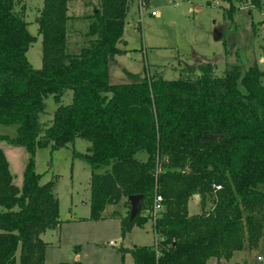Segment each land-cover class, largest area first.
Masks as SVG:
<instances>
[{
  "label": "trees",
  "instance_id": "1",
  "mask_svg": "<svg viewBox=\"0 0 264 264\" xmlns=\"http://www.w3.org/2000/svg\"><path fill=\"white\" fill-rule=\"evenodd\" d=\"M224 1L232 21L236 6ZM68 2L43 1L36 18L43 65L36 69L27 57L36 37L25 19L26 0H0V124L17 125L15 136L0 134V141L30 154L19 187L0 147V264H16L18 252L20 264H80L46 261L49 243L42 234L60 227V199L55 180L41 183L35 167L38 149L55 151L77 138L90 143L75 156L91 166V220L105 219L108 205L127 201L126 215H112L124 238L151 220L155 194L163 197L165 210L151 221L155 244L121 248L122 264L126 253L134 264H207L257 248L264 229V191L258 188L264 182V72L233 65L216 74L208 62L194 77L112 84L109 60L122 52L118 45L135 0H100L84 16L88 27L79 33L87 43L79 53L68 50ZM68 91L73 99L63 104ZM49 95L57 108L42 128ZM137 194L144 212L130 221L128 197ZM195 194L200 211L191 214Z\"/></svg>",
  "mask_w": 264,
  "mask_h": 264
},
{
  "label": "rangeland",
  "instance_id": "2",
  "mask_svg": "<svg viewBox=\"0 0 264 264\" xmlns=\"http://www.w3.org/2000/svg\"><path fill=\"white\" fill-rule=\"evenodd\" d=\"M44 0H26L25 19L29 32L36 40L29 46L27 57L31 64L40 69L43 65V37L39 33L36 18L43 7ZM91 3L92 0H83ZM135 0L125 19L124 42L119 43L121 53L109 60L108 75L112 84L136 82L144 76H156L166 80L194 77L201 72L200 66L212 63L216 74H222L233 65L257 66L264 72V0L260 6L251 0H232L235 4L233 20L225 13L230 4L224 0H150L143 7V16ZM100 0H94V7ZM93 6L78 4L69 9V14L83 15L70 23V42L68 50L79 53L87 42L81 32L88 27L84 16L93 11ZM152 10L160 12L158 17L151 15ZM141 19V20H140ZM224 35V38L221 37ZM264 84V75L261 77ZM72 91L66 92L61 103H71ZM57 103L53 95L46 98V110L39 117L42 128L53 119ZM0 134L15 136L17 125L0 124ZM10 162L14 183L21 187L23 173L30 154L26 147L0 141ZM90 143L77 138L66 147L51 151L50 148L38 149L35 154L36 171L41 174V183L55 180V191L60 199V228L42 234L49 243L47 258L59 262H73L74 255L86 253L83 264H120L121 248L154 245L156 235L151 220L133 229L123 238L121 221L112 215H126L121 200L108 205L105 219H90V177L91 166L75 153L86 152ZM139 157L147 159V153ZM110 167L106 168L109 169ZM106 169H98L103 173ZM264 191V182L258 184ZM199 198L189 200L191 214L200 211ZM211 203L207 204V210ZM145 214H148L147 211ZM62 233V243L60 236ZM89 239V240H88ZM115 241L117 246L110 245ZM80 261V260H77ZM214 258L207 264H219ZM16 264H20L19 252ZM124 264H134L131 254H127ZM220 264H264V229L260 243L255 249L244 248L235 251L230 259H221Z\"/></svg>",
  "mask_w": 264,
  "mask_h": 264
},
{
  "label": "built area",
  "instance_id": "3",
  "mask_svg": "<svg viewBox=\"0 0 264 264\" xmlns=\"http://www.w3.org/2000/svg\"><path fill=\"white\" fill-rule=\"evenodd\" d=\"M137 4H138V7H139V11H140L139 12L140 13V17H142L143 16V14H142L143 13V7L146 5L145 0H138ZM151 15L153 17H158L160 15V12L157 11V10H152L151 11ZM214 187L216 188V190H218V189L221 188V185H214ZM164 210H165V205L163 203V197L160 194L156 193L155 194L154 203H153V207L149 211L150 212L151 221L153 223H155L156 219L162 215ZM109 243L112 246L116 245L115 241H110Z\"/></svg>",
  "mask_w": 264,
  "mask_h": 264
},
{
  "label": "crops",
  "instance_id": "4",
  "mask_svg": "<svg viewBox=\"0 0 264 264\" xmlns=\"http://www.w3.org/2000/svg\"><path fill=\"white\" fill-rule=\"evenodd\" d=\"M92 2L93 3H91L90 1H88V2H83V0H69V2H68V14H69V9L71 8V9H73L74 7H75V5H78V4H80V5H82V3L84 4V6H93V8H95L94 7V0H92ZM149 2H150V0H149ZM148 2V3H149ZM138 5V4H137ZM138 10H139V8H138ZM70 15V14H69ZM71 17H73L70 21H69V26H70V23L72 22V21H74L75 19L77 20L78 18H80V17H82L83 15H76V14H73V15H70ZM139 17H140V15H139ZM140 18H142V17H140ZM141 20V19H140ZM71 35V34H70ZM69 42H70V40H69ZM0 147L3 149V151L6 153V150H5V148H4V146H2V145H0ZM123 205H124V211H123V213L125 212V210H127V205H125V203L123 202ZM60 228V227H59ZM49 230H52V229H49ZM49 230H47V231H49ZM47 231L46 232H44V233H47ZM62 233H61V236H60V241H61V243H62ZM89 240V239H88ZM118 244H116L115 246H117ZM47 254V253H46ZM127 254H129V253H126L125 254V256H127ZM80 256H84L83 257V260L87 257L86 256V253L84 252V253H82L81 255L80 254H76V255H74V259H77V260H80V261H78L80 264H83V260H81V258L82 257H80ZM125 256H124V259H125ZM76 260V261H77ZM216 260V259H215ZM46 261H55V260H51V259H49V258H47V255H46ZM216 263H219L220 264V261H216ZM120 264H122V257H121V263Z\"/></svg>",
  "mask_w": 264,
  "mask_h": 264
},
{
  "label": "water",
  "instance_id": "5",
  "mask_svg": "<svg viewBox=\"0 0 264 264\" xmlns=\"http://www.w3.org/2000/svg\"><path fill=\"white\" fill-rule=\"evenodd\" d=\"M149 0H145V3L148 4ZM194 198H199L198 194L194 195ZM130 202V221H133L138 214H143L144 210L142 208L143 195H131L128 197Z\"/></svg>",
  "mask_w": 264,
  "mask_h": 264
}]
</instances>
